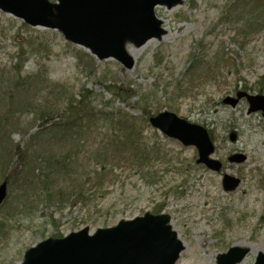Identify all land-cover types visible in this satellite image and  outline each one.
Segmentation results:
<instances>
[{"label": "rangeland", "instance_id": "rangeland-1", "mask_svg": "<svg viewBox=\"0 0 264 264\" xmlns=\"http://www.w3.org/2000/svg\"><path fill=\"white\" fill-rule=\"evenodd\" d=\"M249 13L244 0H184L171 10L159 7L156 15L167 34L144 49L128 44L127 50L134 48L137 57L134 67L127 69L115 59L94 58L60 32L26 25L0 10V111L11 94L16 110L25 90L39 105L51 106L59 99L60 109L67 106L70 94L80 100L81 92H86L94 114L105 112L109 117L91 126L89 137L81 141L84 151L107 137L110 115L123 116L142 130L145 143L159 146L160 157L168 153L174 162L184 163L182 170L179 163L154 161L147 168L159 171L158 181L137 169L114 165L116 177L102 189L88 188L89 201L65 198L50 204L40 187L24 182L26 158L16 152L11 164L14 184L8 186V198L0 209V264H21L27 250L49 238L85 228L94 234L148 213L170 217L173 231L185 245L176 264H216L217 256L233 246L249 247L251 252L241 264H255L257 254L264 252V118L261 112L248 114L246 99L236 108L223 103L238 92L264 95V30L252 32L244 46L236 41ZM78 50L94 58L95 76L78 66ZM217 56L220 61L213 76L192 88L188 72L193 60L204 67ZM22 63V86L16 88L15 66ZM115 87L122 89V98ZM163 111L210 131L222 172L198 165L194 147H185L151 126L149 118ZM14 117L20 126L11 131V141L27 157H36L49 140L57 153L63 151L53 133L40 136L39 143L32 140L58 116L47 125L35 119L34 110ZM232 134L237 136L234 142ZM238 153L247 160L230 163ZM92 170L91 166L89 173ZM225 174L241 181L235 191L224 190ZM65 186L61 183L53 189Z\"/></svg>", "mask_w": 264, "mask_h": 264}, {"label": "water", "instance_id": "water-1", "mask_svg": "<svg viewBox=\"0 0 264 264\" xmlns=\"http://www.w3.org/2000/svg\"><path fill=\"white\" fill-rule=\"evenodd\" d=\"M184 0H0V10L32 27L59 31L63 37L87 49L100 61L116 59L125 68L134 67L127 45L143 47L152 39L167 34L156 15L158 7L171 10ZM249 104L248 114L261 112L264 95L238 92L226 97L225 105L236 108L241 100ZM153 128L185 147H195L197 164L219 173L223 163L214 158L216 146L207 128L190 123L175 113L164 111L150 118ZM237 136L232 134L231 141ZM247 157L234 154L230 163L241 164ZM223 188L235 191L241 181L225 175ZM8 196V183L0 184V208ZM168 215L146 214L131 221H121L112 228L94 234L85 228L64 238H50L30 248L21 264H176L185 245L170 225ZM251 252L249 247L233 246L219 254L216 264H241ZM255 264H264V252Z\"/></svg>", "mask_w": 264, "mask_h": 264}, {"label": "trees", "instance_id": "trees-1", "mask_svg": "<svg viewBox=\"0 0 264 264\" xmlns=\"http://www.w3.org/2000/svg\"><path fill=\"white\" fill-rule=\"evenodd\" d=\"M244 1L246 6L250 8V13L243 18L245 26L238 31L237 35L238 40L236 41L241 42L242 46L246 45L244 41L251 37L252 32L264 30V0ZM77 59L79 67H83L89 75L95 76L93 57L78 50ZM219 61L220 57L217 56L214 65L208 64V66L203 67V63L193 60V65L188 72L191 87L193 88L196 83L206 82L209 76H213ZM15 67L16 74L19 76L15 82V87L19 88L22 86L20 75L23 71V63ZM121 90L117 89V93L122 98L124 93ZM178 90L181 95H186L182 93L180 86H178ZM27 92L25 90L24 94L19 96L16 110L14 109L16 101L13 99V94L8 95L9 101H4L7 107L0 111V184L3 181H7L10 187L14 184L15 176L11 172V164L16 152L21 153L26 158V168L22 173L24 182L35 183L37 189L40 187L41 191L45 193V201L50 204L65 198L75 200V202L89 201L91 191H88V188L102 189L107 182L116 177L114 165L144 172V175L151 181L160 179L159 171L147 168L157 159L165 160L167 164L172 166H175L174 163H179L181 164L180 168L184 170V163L174 162L173 159L168 158V153H164L160 157L159 146L145 143L142 130L136 126V123H130L123 116L115 119L113 115L112 117L110 115V119L107 120L111 121L112 127H107L109 132L107 137L99 142L93 150L84 151L81 141L89 137L91 126L95 125L99 118L109 117V114L105 112L94 114L88 106L89 97L86 92H81L80 100H76L70 94L67 98V104H65L67 106L61 109L57 104L59 99L51 106L39 105L37 102H32L33 96ZM133 95L134 93H132ZM127 98L130 97L127 95ZM30 110H34L35 119L43 120L46 125L55 117H59L58 121L49 126L50 128L39 131L32 136V140L39 143L40 136L45 133H53L56 140L61 143L59 148L63 149L62 152L57 153L55 151L57 147L51 144V140L42 145L41 151L36 157H27L26 153L21 152L17 146L13 145L11 131L20 126L19 119L14 116L16 113L22 114ZM143 111L147 116L149 115L146 109ZM91 166L93 170L92 173H89ZM80 169L81 171H79ZM39 170L42 173L41 176L36 175ZM61 183L68 187H61L54 191L53 188Z\"/></svg>", "mask_w": 264, "mask_h": 264}, {"label": "bare ground", "instance_id": "bare-ground-1", "mask_svg": "<svg viewBox=\"0 0 264 264\" xmlns=\"http://www.w3.org/2000/svg\"><path fill=\"white\" fill-rule=\"evenodd\" d=\"M153 41H154L153 39L150 40V41H148V42H147L143 47H141L140 49H144V48L147 47L149 44H151ZM127 51H128V54H129L133 59L137 57V51H136L134 48L130 47V48H128Z\"/></svg>", "mask_w": 264, "mask_h": 264}]
</instances>
